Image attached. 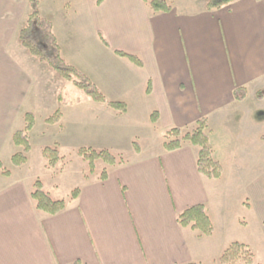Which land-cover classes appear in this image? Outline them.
Segmentation results:
<instances>
[{"label": "crops", "instance_id": "1", "mask_svg": "<svg viewBox=\"0 0 264 264\" xmlns=\"http://www.w3.org/2000/svg\"><path fill=\"white\" fill-rule=\"evenodd\" d=\"M145 1L105 0L98 5V0H88L89 31L97 48L82 42V34L75 35L81 44L76 49L77 68L71 65L108 101L127 105V112L119 114L86 94L90 100L82 98L97 112V119H131L127 142L133 155L115 166L106 165L104 181L96 172L84 178L78 198L71 199V193L55 216L36 209L31 197L34 180L16 172L28 167L33 149L25 166H12L9 176L0 171V264H206L214 258V236L183 228L177 219L197 205L206 206L210 215L214 185L223 175L219 180L201 175L198 148L189 143L178 151H165L164 134L174 128L192 130L206 118L214 156L224 169L219 130L234 140L230 125L240 116L255 140L264 131V0H236L214 12L206 9V0H191L194 4L175 0L171 12L160 14L151 13ZM39 10L52 22L44 15L42 0ZM29 13L28 0H0V162L4 167V161L12 163L20 150L13 136L25 128V115L33 113L30 96L49 90L54 94L53 76L61 78L19 41ZM118 51L138 56L144 67L117 56ZM237 90L243 95L240 100L235 97ZM55 95L60 101L59 91ZM66 109L52 124L76 145L85 134V117ZM155 112L160 118L157 124L151 120ZM54 115L35 116L31 142L36 135L47 134L44 127H50L47 120ZM105 134L112 136L111 129ZM258 157L259 164L242 185V196L230 199V207L238 205L246 220L230 207L225 209V249L234 242L248 244L242 230L252 229L255 238L264 239V158L260 153ZM227 166L225 179L231 174Z\"/></svg>", "mask_w": 264, "mask_h": 264}, {"label": "rangeland", "instance_id": "2", "mask_svg": "<svg viewBox=\"0 0 264 264\" xmlns=\"http://www.w3.org/2000/svg\"><path fill=\"white\" fill-rule=\"evenodd\" d=\"M186 1L194 4L191 0ZM88 3V0H42L44 15H47V18L52 21V26H54L53 33L62 47V58L64 59L65 57V62L75 67L78 63L76 49L81 44L79 39L76 40L74 38L76 37L75 35L82 34V42L85 41L93 49L97 48L94 43V33L89 31ZM52 84L54 94L51 93V90L47 92L40 91L37 94L33 92L30 96V100H32L30 101V111L35 113L34 115L37 119H41L45 115L47 117L52 114L54 115L57 110L62 112L66 107V112L69 114L72 111L81 112L85 117V134H82V140L74 145L67 140V134L65 136L61 135L57 131L56 126L50 123V127L47 129L44 127L43 130L48 131L47 134L41 137L39 134L33 138L31 142L33 151L30 155L28 167L23 170L18 169L16 172L18 175L27 178L28 181H41L44 190L46 192L49 191L54 199L66 200L74 190L78 189L84 178L92 175L89 172L88 165L79 157V150L82 148L95 151L108 150L117 160L131 157L133 150L131 145L128 144L127 139L132 122L131 119L125 117L122 119L118 118L116 122L113 119L101 116L97 119V112L86 103H83L84 99L82 98L87 96L82 90L74 87L73 82L65 81V79L62 80L57 75H54ZM61 85L62 88L60 89ZM58 91L60 98H63L60 101H57L58 97L55 95ZM87 98L89 99V97ZM63 100L67 101V103L63 104ZM78 101H81L80 106L77 104ZM262 115L264 117V113ZM233 122L235 125H230V129L234 140L225 138V133L222 130H219V133H217L219 137L217 138V143L220 144L221 142V150L218 149V151L224 169L222 168L221 173L223 180L214 185V190L216 191L215 205L210 213L214 222V224L212 223L214 228L212 236L214 238L211 242V255L214 258L210 259L209 257L207 262H205L206 264H219L216 256L222 249H225V242L228 241L225 240V209L226 207H230L231 198L237 200V198L242 196V185L248 178V174H252L259 164L257 160L260 158L258 157L259 153L264 158V145L262 148L258 146L260 145L259 143H264V131L258 132L263 130V128L256 130L257 134H260L257 135V139L255 140V136H251L250 129L246 127L248 124L240 116L236 117ZM110 129L112 136L105 134V132L109 133ZM104 136L107 138H104ZM121 136L124 139L121 140ZM217 143L215 144L216 146H218ZM141 144L146 147L144 140L141 141ZM46 147L56 148L59 152L61 160L58 162L56 168L47 167V159L43 154V150ZM214 159L216 160L215 156ZM4 162L5 169L11 170L13 166L11 161L5 160ZM226 165H228L227 167L231 173L227 179H225ZM105 167V163L98 162L96 174H101ZM230 208L233 209L234 215L241 217L242 221L246 220L243 218L242 209L238 205H233ZM242 234L247 239L248 248L253 254L252 264H264V239L260 237L255 238L252 229L242 230ZM235 237L239 236H232L230 239H235ZM250 257L251 255L248 252L244 258L245 260L243 259L242 261H247Z\"/></svg>", "mask_w": 264, "mask_h": 264}, {"label": "trees", "instance_id": "3", "mask_svg": "<svg viewBox=\"0 0 264 264\" xmlns=\"http://www.w3.org/2000/svg\"><path fill=\"white\" fill-rule=\"evenodd\" d=\"M105 0H98V5L104 3ZM200 1V0H193ZM206 9L214 12L220 10L236 0H206ZM41 0H28L30 13L27 17L25 25L19 32V41L24 49L39 62L46 64L49 68L55 71L61 78L73 82V84L82 90L93 101L107 105L109 108L117 111L119 114L127 112V105L123 102L108 101L98 88L75 67L67 64L61 55V46L57 37L53 33L52 23L43 18L39 6ZM147 7L153 14L169 13L174 9L175 0H146ZM103 44L109 47L108 41L102 33H99ZM117 56L127 58L139 68L144 67V62L136 55L121 52H116ZM148 93L151 92V86L148 87ZM239 91L235 92V97L240 100L243 95H239ZM62 100L63 98H60ZM64 102V100H63ZM60 112L57 111L54 116L47 120L48 123L58 121ZM151 120L157 124L160 120L157 112L153 113ZM36 118L33 113L25 115V128L16 131L13 136V141L16 147L20 150L12 157V164L16 168H21L27 164L28 154L32 150L30 133L35 128ZM209 127L208 120L203 118L196 123L192 130H182L174 128L164 134V149L167 152L180 150L184 144L189 143L198 148V170L201 175L210 180H219L222 176V167L217 160L214 159V152L210 142L207 129ZM134 149L140 153V148L137 143L134 144ZM44 157L47 159L48 168H56L61 160L59 152L56 148L46 147L43 150ZM79 157L88 165L90 174H94L97 169V163L102 162L108 166H115L118 163L117 158L108 150L95 151L92 149L82 148L79 150ZM0 171L3 175L9 176L10 171L6 170L2 162H0ZM108 172L105 168L100 179L106 180ZM80 190L76 189L71 194V199H77ZM31 197L35 203L36 209L39 212L55 216L58 215L66 206L65 200H55L49 193L44 190L42 182L37 180L33 185ZM179 225L183 228H189L198 231L202 236L211 237L214 232L213 224L208 214L207 208L204 205L193 206L178 216ZM250 253L251 257L247 261H242L245 256ZM253 254L248 246L234 242L227 247L219 258V264H252ZM245 260V259H244ZM74 264H82L80 261ZM196 264V263H193Z\"/></svg>", "mask_w": 264, "mask_h": 264}]
</instances>
